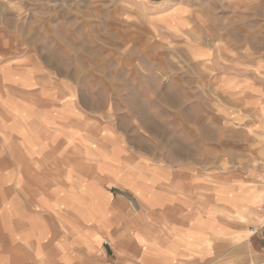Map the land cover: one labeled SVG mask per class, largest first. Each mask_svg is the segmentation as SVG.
<instances>
[{"label": "rangeland", "instance_id": "obj_1", "mask_svg": "<svg viewBox=\"0 0 264 264\" xmlns=\"http://www.w3.org/2000/svg\"><path fill=\"white\" fill-rule=\"evenodd\" d=\"M0 66L142 197L149 173L204 208L229 182L236 224L264 214V182L246 184L249 156L264 167V0H0Z\"/></svg>", "mask_w": 264, "mask_h": 264}, {"label": "crops", "instance_id": "obj_2", "mask_svg": "<svg viewBox=\"0 0 264 264\" xmlns=\"http://www.w3.org/2000/svg\"><path fill=\"white\" fill-rule=\"evenodd\" d=\"M8 67L0 66V264H264V214L236 224L246 209L235 208L234 184L216 186V205L204 208L157 188L149 173L142 197L107 171L65 107L44 113L49 98L26 96L42 87ZM258 162L246 159V184L264 182L251 180L264 177Z\"/></svg>", "mask_w": 264, "mask_h": 264}, {"label": "bare ground", "instance_id": "obj_3", "mask_svg": "<svg viewBox=\"0 0 264 264\" xmlns=\"http://www.w3.org/2000/svg\"><path fill=\"white\" fill-rule=\"evenodd\" d=\"M263 197H264V194H263ZM263 197H262V204H263ZM255 202V201H254ZM250 210H252V209H248V211H250ZM253 214V213H252Z\"/></svg>", "mask_w": 264, "mask_h": 264}, {"label": "built area", "instance_id": "obj_4", "mask_svg": "<svg viewBox=\"0 0 264 264\" xmlns=\"http://www.w3.org/2000/svg\"><path fill=\"white\" fill-rule=\"evenodd\" d=\"M263 208H264V197H263V204H262Z\"/></svg>", "mask_w": 264, "mask_h": 264}]
</instances>
